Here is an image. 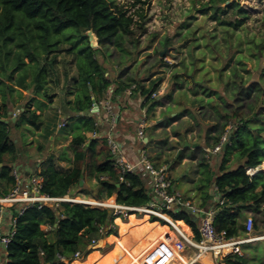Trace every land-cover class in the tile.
Listing matches in <instances>:
<instances>
[{
  "label": "trees",
  "instance_id": "obj_1",
  "mask_svg": "<svg viewBox=\"0 0 264 264\" xmlns=\"http://www.w3.org/2000/svg\"><path fill=\"white\" fill-rule=\"evenodd\" d=\"M131 1L132 6L149 4V0ZM211 1L224 4L228 0ZM237 1L226 7L237 9L238 18L233 21L216 18L221 25L237 29L244 24L248 15L239 8ZM212 9L215 14L222 10L220 6H212ZM138 11L128 14L117 0H0V196L6 195L14 185L12 172L23 153L19 140L11 137V130L17 131L26 125L38 130L44 125L43 112L54 99L49 78L57 64L56 53L63 51L60 47L67 44L65 53L72 57L76 69L75 75L70 76L73 90L66 93L74 96V100L63 101L70 115L66 128L73 132L68 146L73 156L68 158L66 149L62 148L58 158L53 152L42 158L36 172L42 178L41 194L51 198H76L80 193L95 200L114 198L119 205L133 207L150 201L147 180L137 173L121 172L110 153L106 135L101 134L103 126L91 113V95L99 105V98L110 90L112 83L115 84L114 96L135 86L132 92L141 91L145 105L149 104L148 111L156 105V98L151 95L157 91L163 77L155 78L148 88L141 87L142 80L132 77L115 83L96 58V54L102 53V48L108 45L126 53L124 40L128 38L133 42L136 29L144 32L145 16ZM134 15H138L139 22L134 20ZM68 30H71L70 35L65 33ZM88 31L96 37L97 48L90 47ZM72 38L75 44L70 43ZM19 103V113L13 120L8 108ZM224 118L227 123L214 139L217 145L226 134L217 173L211 177L209 164L200 165L202 178L197 189L202 195L199 207L213 203L218 193L225 202L214 218L215 229L224 231L228 237H238L241 235L238 217L243 210H257L264 197V171L259 170L252 177L246 173L247 169L258 168L264 161V114L242 117L232 110ZM228 122L233 124L231 130ZM51 134L47 129L45 137ZM41 150L39 148V152ZM231 155L238 161L233 169L227 165ZM57 159L69 162L71 169L59 171ZM212 184L213 194H210L207 190ZM10 210L16 222L13 235L4 248L6 264H66L88 254V258L98 257L92 251L103 235L114 243L120 233L131 226L158 221L155 217L136 214L122 219L112 216L108 209L69 202L49 203L41 208L34 204L20 216L16 207ZM170 216L174 221L184 222L198 238L196 214L181 208ZM160 223L165 225L163 221ZM241 229L244 230V225ZM110 247L108 245L103 251ZM112 249L103 261L108 260ZM222 262L248 264V258L232 254Z\"/></svg>",
  "mask_w": 264,
  "mask_h": 264
},
{
  "label": "rangeland",
  "instance_id": "obj_2",
  "mask_svg": "<svg viewBox=\"0 0 264 264\" xmlns=\"http://www.w3.org/2000/svg\"><path fill=\"white\" fill-rule=\"evenodd\" d=\"M117 1L127 9L128 14H135L138 10L144 14V21L140 20L144 32L140 33L136 29L133 42L128 38L124 40L123 48L126 53L114 45H108L102 48V53L96 54L110 80L114 79L115 74H120L123 80L132 77L138 81L149 77L153 81L157 77H163L161 94L165 90L171 96L177 84L179 96L190 95L195 101L199 98V112H196L197 106L192 104L193 112L190 114L195 117L200 115L203 121L208 122V128L218 131L211 137L210 147L214 144L213 138L223 130L226 122L224 112L230 114L232 110H236L242 117L264 114V104L261 103L264 102V0L237 1L239 8H243L248 15L244 24L237 29L221 25L216 19L233 21L238 18L237 9L226 7L234 0H228L224 4L213 3L211 0H149L147 5L136 6H132L131 0ZM212 6H220L222 10L215 14ZM134 20L139 22L138 15H134ZM70 32L71 30L65 31L68 35ZM75 42L74 38L70 40V43ZM93 44L95 48L98 47L97 40ZM68 47L69 45L64 44L60 47L63 51L56 53L57 64L49 78L50 93L54 94L53 102H60V105H63L66 92L71 90L70 76L76 72L72 57L65 53ZM213 94L218 97L214 103L200 102V99ZM59 97L62 98L60 101ZM228 99L231 102L229 105L226 103ZM13 110H18L17 106ZM181 117L178 118V124H187L189 128L190 120L186 118L182 121ZM12 118H15L13 114ZM63 131H70V128H64ZM18 135L19 131L11 130L12 138L15 139ZM167 145L168 143L163 145L164 149ZM203 159L206 160L204 157ZM230 160L228 167L233 169L238 161L232 155ZM216 164L209 163L210 170L215 174L218 169ZM258 168L262 170L261 166ZM200 179L201 177L198 181ZM76 199L90 200L80 193ZM113 199L99 201L108 203ZM248 217L254 222L252 237H263L264 197L257 210H243L238 217L237 227L241 234L242 224ZM157 224L163 226L161 223ZM103 237L99 240L101 249L112 245L106 235V239ZM236 254L250 256L263 263L264 239L241 245ZM195 264L219 263L216 258L203 256ZM248 264H251L250 260Z\"/></svg>",
  "mask_w": 264,
  "mask_h": 264
},
{
  "label": "crops",
  "instance_id": "obj_3",
  "mask_svg": "<svg viewBox=\"0 0 264 264\" xmlns=\"http://www.w3.org/2000/svg\"><path fill=\"white\" fill-rule=\"evenodd\" d=\"M119 71L117 72L120 73ZM150 76H152V74ZM151 78L152 77L142 79L140 82L141 87L148 88ZM120 80H122L120 74H115L113 81L116 83ZM178 86L179 85L177 84L174 86L173 89L175 91L171 96L164 90V92L155 99L156 105L153 110L148 111L149 104L145 105L140 90L133 91L130 94H127V92L124 91L121 95L114 96L112 91L115 84L112 83L110 90L104 94L102 98H99L98 110L93 114H95L97 122L103 126L101 134L105 136L109 131L110 125L102 103L109 100L114 107L116 118L115 124L112 126L113 134L117 140L122 141L125 155L131 161H135L141 149H148L157 164L166 166L168 177L172 181L174 189L182 195L183 200L191 206L199 207L202 195V192L197 189L198 178H202V168H200V165L201 163H217L216 165L219 167L223 156L221 149L222 146L217 152H214V149L219 146V144H213V146L210 147L209 144L212 141L211 137L218 133V131L210 127L208 128L206 126L208 122L203 121L200 115L197 114L195 117L193 116L194 114H190L192 111V104L197 106L196 112H199V103H197L199 98L195 101L190 95L182 94L179 96ZM70 88L72 91V84ZM91 98L95 99V96L92 94ZM217 98V94H213L207 96L203 100L200 99V102L206 101L214 103ZM60 99L62 98L59 97L58 100L60 101ZM65 100L73 101L74 96L65 94ZM21 103L17 105V108L21 107ZM226 103L229 105L231 102L228 99L226 100ZM231 105L233 107V104ZM8 109V114L12 116L15 112L13 107L10 106ZM225 114L228 113L224 112V115ZM69 116V113L64 109L62 104L60 105V102H52L49 108L43 112L44 125L40 129L35 130L26 125L17 130L19 131V135L15 137V141H20L19 145L23 153L18 159L14 169L19 170L20 173L24 175L25 179L32 175H36V172L41 165L42 158L49 153H56L55 156L58 158V152L64 148L66 149L68 158H72L73 155L68 150V144L72 139L73 132L63 131V129L66 128ZM143 116H145L146 121L145 128L143 129V136L142 139H140L137 130L139 122L142 120ZM179 117L182 118V121L188 118L191 126L187 128V124H185V126L179 125ZM192 118L194 120H192ZM225 123H227V121ZM228 124L229 128L233 126L230 122H228ZM192 126L195 127L193 128ZM47 129L52 131V134L49 137H45ZM165 143H168V147L164 149L163 145ZM39 148H42L40 152ZM203 157L206 158L207 161L204 159V162ZM228 160L227 165H229L231 161L230 156ZM56 168L61 172H67L71 169V164L57 159ZM212 171L211 177H214L215 172ZM212 187L213 184L211 188H208L207 190L210 194H213ZM212 204L213 203H209V205L204 208L211 207ZM249 210L252 212L251 209ZM196 217L198 218V216ZM8 219L9 216H6L4 222L5 229H8L9 227ZM177 223L185 228L186 233H193L191 228L184 222L177 221ZM112 237L116 238V236L113 235ZM142 240H144V237ZM257 241L259 242V240ZM132 245L133 246L129 247L127 252H132L138 243L135 242ZM95 246L96 249L92 252L97 253L98 257L91 256L88 258V254L83 259H75L66 264H74L75 262L78 264H111V253L108 256L107 261H103L102 259L109 250L114 247V243L110 245L111 247L107 251L101 249L102 246L99 241ZM4 256V248L0 247V263L5 260ZM247 258L250 260L251 264H264V262L259 263L256 258L251 259L250 256H247ZM118 262L119 260L114 264H117Z\"/></svg>",
  "mask_w": 264,
  "mask_h": 264
},
{
  "label": "built area",
  "instance_id": "obj_4",
  "mask_svg": "<svg viewBox=\"0 0 264 264\" xmlns=\"http://www.w3.org/2000/svg\"><path fill=\"white\" fill-rule=\"evenodd\" d=\"M133 89H135V86L126 90L127 94H130ZM160 91L159 86L157 91L151 95V98H157L161 94ZM102 106L110 125L109 131L106 133V139L115 164L121 169L122 173H137L147 180L151 196L150 201L145 205L133 207L119 205L115 202V199H113L112 203H107L105 201H95V199L83 201L68 196L51 198L41 194V177L32 175L25 179L19 170L14 169L12 172L15 181L14 185L6 195L0 196V247L5 248L14 232L13 228L16 218L12 216L11 208L16 207L17 215L20 216L27 207L34 204H37L38 208H41L45 204L59 202L81 203L95 208L108 209L112 216H120L122 219H126L129 214H136L147 218L155 217L158 219L155 223L163 221L165 223L163 226L169 231L168 234L164 233L166 240H162V244L160 241L155 244V252H147L148 256L145 259L154 257L157 253L166 252L170 253L175 259H180V256H183L187 261L186 264H195L203 256L206 258H216L218 263L221 264L223 258L226 256L238 253L241 245L257 241V239L261 238L252 237L254 222L251 217L245 220L243 233L238 237H228L224 231L217 232L214 226V218L224 205L225 200L218 193H215L214 202L211 207L200 208L191 206L174 189L173 183L168 177L166 166L157 164L148 149H141L135 161H131L124 153L122 141L117 140L113 134L112 126L115 124L116 118L112 103L107 100L102 103ZM18 113L19 110H16L13 116L15 117ZM145 121L146 118L143 116L139 122L137 134L140 139L143 136ZM92 136H96V133L92 134ZM225 141L226 134L221 137L219 146L215 147L214 152L219 151ZM257 171H259V168H249L246 170V173L249 177H252ZM181 208H186L193 214H197L198 238H196L194 233L188 234L183 232L177 221L171 218L170 214ZM6 216H9L8 229L4 227ZM5 262L4 260L0 264H6ZM172 263L174 262L172 261L168 264ZM175 263L180 264L179 262Z\"/></svg>",
  "mask_w": 264,
  "mask_h": 264
},
{
  "label": "bare ground",
  "instance_id": "obj_5",
  "mask_svg": "<svg viewBox=\"0 0 264 264\" xmlns=\"http://www.w3.org/2000/svg\"><path fill=\"white\" fill-rule=\"evenodd\" d=\"M261 167L264 171V161ZM178 225L181 230L186 233L185 228L179 223ZM164 233L168 234V229L164 226L158 225L155 222L149 225H135L128 231H122L120 235L114 240V247L111 251L110 257L111 264L116 263L118 260L119 262L117 264H168L172 261L174 262L173 264H177L175 262L186 264L187 261L183 256H180V259H175L170 253L166 252L157 253V255L154 257L145 259V257L148 256L146 254L147 252H155V244H157L159 241L162 244V240H166V235ZM143 237L144 240H142ZM263 239L264 236L257 240ZM135 242H137L138 245L133 249L132 252H127L129 247L133 246L132 244Z\"/></svg>",
  "mask_w": 264,
  "mask_h": 264
},
{
  "label": "water",
  "instance_id": "obj_6",
  "mask_svg": "<svg viewBox=\"0 0 264 264\" xmlns=\"http://www.w3.org/2000/svg\"><path fill=\"white\" fill-rule=\"evenodd\" d=\"M86 35L88 36V41H89V45H90V47H91V48H95L96 46H94L93 41L96 40V37L94 36V34H93L91 31H88V32L86 33ZM91 100H92V109H91V113H95V112L98 110V105H97V103H96V101H95L94 98H91ZM13 120H14V119H13ZM81 182H82V181H81ZM81 182H80V183H81ZM196 216H197V214H196ZM103 236H104L103 238L106 239L105 235H103Z\"/></svg>",
  "mask_w": 264,
  "mask_h": 264
}]
</instances>
